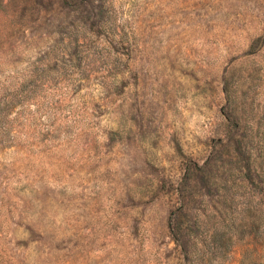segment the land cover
Here are the masks:
<instances>
[{"label":"rangeland","instance_id":"374dc122","mask_svg":"<svg viewBox=\"0 0 264 264\" xmlns=\"http://www.w3.org/2000/svg\"><path fill=\"white\" fill-rule=\"evenodd\" d=\"M0 264H264V0H0Z\"/></svg>","mask_w":264,"mask_h":264}]
</instances>
